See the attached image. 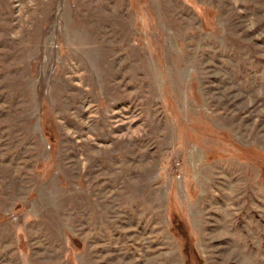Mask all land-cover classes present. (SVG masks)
<instances>
[{
    "label": "rangeland",
    "instance_id": "374dc122",
    "mask_svg": "<svg viewBox=\"0 0 264 264\" xmlns=\"http://www.w3.org/2000/svg\"><path fill=\"white\" fill-rule=\"evenodd\" d=\"M195 256L264 264V0H0V264Z\"/></svg>",
    "mask_w": 264,
    "mask_h": 264
},
{
    "label": "trees",
    "instance_id": "16d2710c",
    "mask_svg": "<svg viewBox=\"0 0 264 264\" xmlns=\"http://www.w3.org/2000/svg\"><path fill=\"white\" fill-rule=\"evenodd\" d=\"M180 226H181V225H179V223H175V227H177V230H178V229H181ZM180 235L184 238V232H181ZM75 243L77 244L78 242L76 241ZM193 258L196 260V262H194V263H196V264H197V262L199 263V260H198V258H197L196 256L193 257Z\"/></svg>",
    "mask_w": 264,
    "mask_h": 264
}]
</instances>
